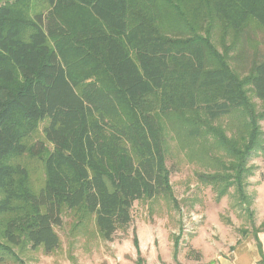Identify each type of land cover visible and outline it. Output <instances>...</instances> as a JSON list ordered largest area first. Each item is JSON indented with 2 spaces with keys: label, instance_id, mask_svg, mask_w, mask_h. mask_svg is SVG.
Wrapping results in <instances>:
<instances>
[{
  "label": "trees",
  "instance_id": "obj_1",
  "mask_svg": "<svg viewBox=\"0 0 264 264\" xmlns=\"http://www.w3.org/2000/svg\"><path fill=\"white\" fill-rule=\"evenodd\" d=\"M251 25L264 29V0H0V264L16 259L12 246L57 249L63 209L112 241L135 201L170 196L164 122L221 147L222 170L198 181L217 198L233 187L247 211L248 161L264 150V54L241 72L230 62ZM232 117L228 136L219 122ZM42 121L43 139L27 143ZM23 154L44 157L38 193L8 162Z\"/></svg>",
  "mask_w": 264,
  "mask_h": 264
},
{
  "label": "rangeland",
  "instance_id": "obj_2",
  "mask_svg": "<svg viewBox=\"0 0 264 264\" xmlns=\"http://www.w3.org/2000/svg\"><path fill=\"white\" fill-rule=\"evenodd\" d=\"M242 38H247V42L237 45L233 52H241L230 62L238 72H241L239 67H245L253 55L264 54V29L251 25ZM164 123L165 164L170 171L172 189L170 196L159 195L135 201L131 208L130 226L123 232H117L112 241L100 237L92 216L81 219L80 213L63 209L62 225L55 227L60 240L57 249L46 254L41 247L32 249L28 244L12 246L16 259L6 256L2 264H137L134 235L141 246L139 256L142 264L214 262L213 258L228 256L233 249L252 243L254 230H259L264 222V150L252 154L248 161L253 169L245 180V191L250 201L246 211L233 187L228 194L217 198V192L210 185L198 181L200 174L222 170L220 160H227V156L221 147L214 146L209 139L191 140L176 123ZM219 124L228 136L233 128L238 130L240 127L236 117L223 119ZM44 125L45 121L39 122L26 142L43 139ZM259 125L264 132V122L260 121ZM47 146L50 150L51 145ZM8 162L18 163L27 169L29 186L38 193L45 179L44 157L15 155Z\"/></svg>",
  "mask_w": 264,
  "mask_h": 264
},
{
  "label": "crops",
  "instance_id": "obj_3",
  "mask_svg": "<svg viewBox=\"0 0 264 264\" xmlns=\"http://www.w3.org/2000/svg\"><path fill=\"white\" fill-rule=\"evenodd\" d=\"M258 241L260 244H257L253 239L252 243H246L245 245H241L233 249L230 252V254H228V256L213 258L214 262H205V263H209V264H264V232L258 234ZM138 249L140 253L141 246H139V240H138Z\"/></svg>",
  "mask_w": 264,
  "mask_h": 264
},
{
  "label": "built area",
  "instance_id": "obj_4",
  "mask_svg": "<svg viewBox=\"0 0 264 264\" xmlns=\"http://www.w3.org/2000/svg\"><path fill=\"white\" fill-rule=\"evenodd\" d=\"M187 264H209V263H203V262H191V263H187Z\"/></svg>",
  "mask_w": 264,
  "mask_h": 264
}]
</instances>
